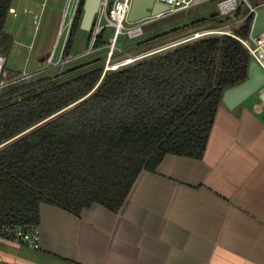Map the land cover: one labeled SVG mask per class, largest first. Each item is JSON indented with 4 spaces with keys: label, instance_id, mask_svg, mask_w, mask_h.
<instances>
[{
    "label": "trees",
    "instance_id": "16d2710c",
    "mask_svg": "<svg viewBox=\"0 0 264 264\" xmlns=\"http://www.w3.org/2000/svg\"><path fill=\"white\" fill-rule=\"evenodd\" d=\"M12 2L0 0V46L6 56L14 43L6 31ZM84 2L66 55L80 29ZM219 17L213 13L190 25ZM254 17L250 12L233 33L247 37ZM105 31L94 47L105 44ZM91 39L92 30L88 44ZM100 59L0 91V226L39 225L42 204L75 215L94 205L117 213L139 175L155 172L165 156L202 159L225 90L248 79L251 62L236 37L209 35L101 81L104 64L66 78Z\"/></svg>",
    "mask_w": 264,
    "mask_h": 264
},
{
    "label": "crops",
    "instance_id": "0c3cea01",
    "mask_svg": "<svg viewBox=\"0 0 264 264\" xmlns=\"http://www.w3.org/2000/svg\"><path fill=\"white\" fill-rule=\"evenodd\" d=\"M39 227L38 249L0 237V264H264V108L222 101L202 159L165 156L117 213L42 204Z\"/></svg>",
    "mask_w": 264,
    "mask_h": 264
},
{
    "label": "rangeland",
    "instance_id": "374dc122",
    "mask_svg": "<svg viewBox=\"0 0 264 264\" xmlns=\"http://www.w3.org/2000/svg\"><path fill=\"white\" fill-rule=\"evenodd\" d=\"M31 1H34L33 5ZM218 1L208 0L193 5L188 9L168 14L164 18L152 20L143 26V34L139 37L131 39L124 34L118 36L117 48L122 49L123 52H116L114 59L121 58L125 54H136L141 51L180 43L194 37L196 33L208 30L234 31L245 22L252 9L256 8L258 10L264 6V0H237L236 10L231 16L226 18L220 16L221 18H215L199 27L190 25L195 20L218 13ZM67 4L68 0H14L13 6L15 9L10 12L6 22V31L14 37L13 49L7 56V70L17 74L20 72L33 73L40 70L37 74H34V77L53 75L70 69L77 64L101 58V61L95 65L74 71L70 76L66 77L70 78L104 64L110 38L114 34L112 27L106 28L104 33L105 44L94 47L92 51L90 44H88L89 32L80 28L75 35L71 51V54L76 56L77 59L75 58L76 60L74 59L72 62L59 67L47 65L48 55L53 50H56L55 46L59 42V48L60 46L62 47L61 44H64L69 36L68 32L61 33V23ZM219 20H221V23L218 22ZM176 28L178 31L173 32L172 30ZM162 33H167V35L146 43L149 38ZM88 50L90 53L87 56H83L85 51ZM58 52L59 50H57L56 56ZM14 86L16 85H11L7 88ZM255 96L253 97L256 98Z\"/></svg>",
    "mask_w": 264,
    "mask_h": 264
},
{
    "label": "built area",
    "instance_id": "2783aa9c",
    "mask_svg": "<svg viewBox=\"0 0 264 264\" xmlns=\"http://www.w3.org/2000/svg\"><path fill=\"white\" fill-rule=\"evenodd\" d=\"M82 0H68L66 11L63 15L61 23V33L68 32L69 36L71 34L76 16L78 14ZM158 4L166 7V10L158 13L157 15H152L149 18L142 19L137 22H130L128 17L133 4V0H101V4L97 14L95 15L94 22L92 25V39L90 42V49L94 48V43L100 32L108 27L114 29V34L110 38L108 45V53L103 65L102 79L104 76L110 72L125 69L132 66L136 62L164 51L168 48L175 47L186 41L197 39L203 36L209 35H231L236 37L241 43L247 48L250 53L251 59H254L257 64L264 71V32H262L257 37L252 36V30L247 37L238 36L233 33V31H227L222 29L208 30L202 33H196L194 37L187 39L186 41L161 46L153 48L147 51H141L136 54H125L121 58L114 59L116 52L122 53V49L117 48L118 36L124 34L129 38L133 39L139 37L143 34V26L148 24L150 21L155 19L164 18L166 15L171 13H176L180 10H185L193 5L208 1V0H155ZM237 0H219L217 2V7L219 14L222 18L231 16L236 10ZM257 9H252L251 12L257 13ZM255 19V17H254ZM254 23V22H253ZM253 28V26H252ZM69 36L66 39L62 47L59 48V43L55 46L56 50H53L50 55H48L46 63L51 67H59L72 62L76 56L72 54L66 55L67 44ZM57 50H59L58 55ZM90 51H85L83 56H87ZM82 56V55H81ZM79 56V57H81ZM82 56V57H83ZM77 59V58H76ZM75 59V60H76ZM7 56L3 52L0 46V91L6 89L11 85H18L24 82H28L34 74L38 72H21L19 74L10 75L6 68ZM259 105L264 108V86L255 94ZM0 237L15 240L21 244L30 246L32 248H40V238L41 229L39 225H2L0 226Z\"/></svg>",
    "mask_w": 264,
    "mask_h": 264
},
{
    "label": "water",
    "instance_id": "95a60500",
    "mask_svg": "<svg viewBox=\"0 0 264 264\" xmlns=\"http://www.w3.org/2000/svg\"><path fill=\"white\" fill-rule=\"evenodd\" d=\"M100 4L101 0H85L80 24L82 30L91 31ZM165 10L166 7L158 4L155 0H133L128 19L130 22H137ZM262 32H264V6L260 7L256 13L252 36L257 37ZM263 86L264 71L254 59H251L248 79L237 86L225 90L222 101L229 109H234L254 96Z\"/></svg>",
    "mask_w": 264,
    "mask_h": 264
}]
</instances>
